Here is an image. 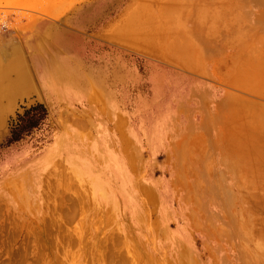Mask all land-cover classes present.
I'll use <instances>...</instances> for the list:
<instances>
[{
	"label": "rangeland",
	"instance_id": "374dc122",
	"mask_svg": "<svg viewBox=\"0 0 264 264\" xmlns=\"http://www.w3.org/2000/svg\"><path fill=\"white\" fill-rule=\"evenodd\" d=\"M0 12L2 29L35 20ZM126 63L139 74L127 83L135 107L150 86L144 62ZM35 103L46 123L0 148V264H264V194L234 195L210 164L175 165L164 147L152 154L149 117L125 116L115 129L47 97L17 99L0 117V144L20 107Z\"/></svg>",
	"mask_w": 264,
	"mask_h": 264
},
{
	"label": "crops",
	"instance_id": "0c3cea01",
	"mask_svg": "<svg viewBox=\"0 0 264 264\" xmlns=\"http://www.w3.org/2000/svg\"><path fill=\"white\" fill-rule=\"evenodd\" d=\"M258 1L260 8L255 0H0V11L35 17L0 28V61H26L42 100L108 118L115 129L125 116L149 117L152 154L164 147L175 165L210 164L234 195L264 194L251 191L264 190ZM126 61L144 62L150 86L149 99L133 97L135 107L126 106L127 83L139 74Z\"/></svg>",
	"mask_w": 264,
	"mask_h": 264
},
{
	"label": "bare ground",
	"instance_id": "6f19581e",
	"mask_svg": "<svg viewBox=\"0 0 264 264\" xmlns=\"http://www.w3.org/2000/svg\"><path fill=\"white\" fill-rule=\"evenodd\" d=\"M19 62L21 61H0V117L8 113L19 98L30 99L35 96L41 100L32 69L26 66V61L22 65Z\"/></svg>",
	"mask_w": 264,
	"mask_h": 264
},
{
	"label": "trees",
	"instance_id": "16d2710c",
	"mask_svg": "<svg viewBox=\"0 0 264 264\" xmlns=\"http://www.w3.org/2000/svg\"><path fill=\"white\" fill-rule=\"evenodd\" d=\"M21 113H16L10 119L7 135L0 144V148L9 147L29 137L40 129L47 121V111L43 104L35 103L29 107H20Z\"/></svg>",
	"mask_w": 264,
	"mask_h": 264
}]
</instances>
